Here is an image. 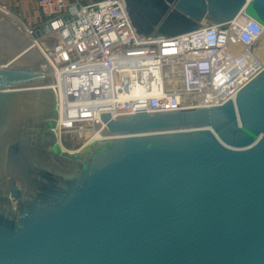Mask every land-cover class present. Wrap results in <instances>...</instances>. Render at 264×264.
<instances>
[{
    "label": "water",
    "instance_id": "1",
    "mask_svg": "<svg viewBox=\"0 0 264 264\" xmlns=\"http://www.w3.org/2000/svg\"><path fill=\"white\" fill-rule=\"evenodd\" d=\"M176 36L264 0H125ZM0 18V264H264V70L236 101L111 116L66 153L41 51Z\"/></svg>",
    "mask_w": 264,
    "mask_h": 264
},
{
    "label": "built area",
    "instance_id": "2",
    "mask_svg": "<svg viewBox=\"0 0 264 264\" xmlns=\"http://www.w3.org/2000/svg\"><path fill=\"white\" fill-rule=\"evenodd\" d=\"M36 2L39 21L20 23L54 73L60 145L63 136L87 142L102 134L101 113L116 118L143 108L236 101L264 70V26L245 12L226 23L204 21L188 33L156 36L137 32L125 0ZM0 10L12 13L2 2Z\"/></svg>",
    "mask_w": 264,
    "mask_h": 264
},
{
    "label": "rangeland",
    "instance_id": "3",
    "mask_svg": "<svg viewBox=\"0 0 264 264\" xmlns=\"http://www.w3.org/2000/svg\"><path fill=\"white\" fill-rule=\"evenodd\" d=\"M21 2H23V0H13V3H10V4L5 3V2H2V3H5L6 5H8V8L10 10L9 12L14 13L15 15L18 16V18H21V20L26 23V22H28L27 20H29V18L26 17L24 14L22 15L23 12H22V10L19 9V7H21V5H20ZM12 13L11 14L10 13L9 14H4V13L0 12V18L4 19L6 17H9L10 18L9 19L10 23L16 28V30L18 32H20L21 34L27 36L29 39H31V37H29L27 35V32L25 30L24 25L22 23H20V19H18L17 17L13 16ZM38 19H40V17ZM38 19H37V22L39 21ZM54 40H55L54 37H47L43 41L46 44L51 46L52 44H54ZM35 48L38 51H41L40 48H38V47H35ZM44 67L49 71L50 80L53 81L54 73H53V71H51L52 69H51L50 65L47 63ZM85 142L86 141H84L83 139H80L78 137H73V136H70V135L63 136V139H62V143L64 144V146L67 149V151H65V152H69V153H74V152L80 151L82 149V147L85 146L84 145Z\"/></svg>",
    "mask_w": 264,
    "mask_h": 264
},
{
    "label": "crops",
    "instance_id": "4",
    "mask_svg": "<svg viewBox=\"0 0 264 264\" xmlns=\"http://www.w3.org/2000/svg\"><path fill=\"white\" fill-rule=\"evenodd\" d=\"M0 2L10 4L13 3V0H0ZM20 5L21 7H19V9L22 10V15L24 14L26 17L29 18V20L36 23L37 19L40 17V11L38 9L36 0H23Z\"/></svg>",
    "mask_w": 264,
    "mask_h": 264
},
{
    "label": "bare ground",
    "instance_id": "5",
    "mask_svg": "<svg viewBox=\"0 0 264 264\" xmlns=\"http://www.w3.org/2000/svg\"><path fill=\"white\" fill-rule=\"evenodd\" d=\"M13 14V16H15V17H17L18 18V16L17 15H15L14 13H12ZM18 19H20V18H18ZM36 47H38L39 48V46H37L36 45ZM52 83V81H49L47 84H51ZM105 137H104V135L103 134H97V135H95V136H93V137H89L88 139H87V142H86V144H85V146L86 145H88L90 142H92V141H95V140H102V139H104ZM64 143V142H63ZM62 142H61V145H62V149H63V151H67V149H66V147L64 146V144H63ZM69 151V150H68ZM66 153H69V152H66ZM70 154V153H69Z\"/></svg>",
    "mask_w": 264,
    "mask_h": 264
}]
</instances>
